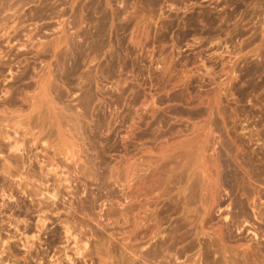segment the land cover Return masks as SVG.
Masks as SVG:
<instances>
[{"label": "rangeland", "instance_id": "rangeland-1", "mask_svg": "<svg viewBox=\"0 0 264 264\" xmlns=\"http://www.w3.org/2000/svg\"><path fill=\"white\" fill-rule=\"evenodd\" d=\"M0 115V264H264V0H0Z\"/></svg>", "mask_w": 264, "mask_h": 264}, {"label": "bare ground", "instance_id": "bare-ground-1", "mask_svg": "<svg viewBox=\"0 0 264 264\" xmlns=\"http://www.w3.org/2000/svg\"><path fill=\"white\" fill-rule=\"evenodd\" d=\"M1 116H3V115H0V117ZM6 116V115H5ZM1 118H3V117H1ZM5 118V117H4ZM3 118V119H4ZM8 118H7V116H6V120H7ZM5 120V119H4ZM1 121V120H0ZM3 133H5V132H3ZM2 133V134H3ZM2 134L0 135V137L2 136ZM8 134V133H7ZM7 134H5V135H7ZM4 136V135H3ZM2 136V137H3ZM5 137V136H4ZM9 137V135H7V138ZM6 138V137H5ZM4 138V139H5ZM6 138V139H7ZM1 139V138H0ZM2 141H3V138L1 139ZM1 141V142H2ZM1 142H0V144H1ZM9 144V139H7V141H5V143L4 144H7V143ZM2 145V147H3V143L1 144ZM10 147V146H9ZM7 148V147H6ZM4 149H5V147H4ZM0 151H1V148H0ZM7 158V157H6ZM14 160V159H13ZM16 160V159H15ZM8 161H9V159H8ZM8 161H5V162H3V164L4 165H6V166H4V165H2V170L3 171H5L6 170V168L5 167H7V162ZM16 162V161H15ZM13 163V162H12ZM9 164V163H8ZM1 166V165H0ZM4 166V167H3ZM9 166V165H8ZM10 168H11V166H10ZM8 170H9V172H10V170L11 169H9V167H8ZM8 170L7 171H5L6 173H7V176L8 177H10L9 175H8ZM9 174H11V173H9ZM5 178V177H4ZM7 180V179H6ZM8 181V180H7ZM11 182V181H10ZM8 184H9V182H8ZM11 184H12V182H11ZM3 186V185H2ZM1 187V186H0ZM6 189H7V187H5ZM1 189V188H0ZM5 189V190H6ZM9 189V188H8ZM1 191L3 192V190L1 189ZM38 194V193H37ZM36 195V194H35ZM34 200V199H33ZM45 204V203H44ZM68 225V224H67ZM65 228V231L63 230V232L65 233V236L67 237V239H69L68 237H69V226H66V227H64ZM66 239V238H65ZM74 239H75V237H74ZM67 241L68 240H64V241H62L63 243H67ZM71 241V240H70ZM72 241H74V240H72ZM61 242V241H60ZM78 242H79V240H78ZM69 244V243H68ZM79 245V244H78ZM67 244H65V245H62V247L61 248H59V249H62L64 252L62 253L60 250V252L62 253V254H65V256L63 257V258H65V260H67L66 262H67V264H76V258L74 257V254H76V255H81V251H80V249L78 248V247H80V245L78 246V247H73V246H70V248L71 247H73V248H71V249H73V256H71L72 255V253L70 254V252H71V250H70V252L68 253V250L70 249H68L67 248ZM99 246V245H98ZM115 246V245H114ZM96 247V246H95ZM116 247V246H115ZM121 247V246H120ZM130 246H128L126 243L121 247V248H117L118 249V254H116V258L115 259H113V262L111 261V263H114V264H144V262L142 261L143 259H147V257H154L153 256V254H152V251L151 252H145V253H143L144 254V257H142V256H140V259L142 258V260L140 261V263H138V260H137V258L136 257H134L133 255H130V254H128V253H130L128 250L130 249L131 250V248H129ZM83 248V247H82ZM97 248V247H96ZM68 249V250H67ZM111 249V248H110ZM110 249H107V251L105 252V254H107V256H108V259H110L111 257H112V255H111V250ZM128 249V250H127ZM99 249H95V250H91V254H93V252H95L96 254L97 253H99V251H98ZM102 251V250H101ZM83 252H85V250L83 251ZM86 254H84L83 255V258H85L87 255H89L90 253H88L89 252V250H87L86 249ZM101 253V252H100ZM62 254H60V256H63ZM90 254V255H91ZM104 254V255H105ZM135 255H136V253H134ZM59 256V255H58ZM98 256H100V255H98ZM53 257H55V254L53 255ZM93 257V256H92ZM43 258V257H42ZM81 258H82V256H81ZM94 258V257H93ZM98 258H100V257H98ZM56 259V258H55ZM60 259V258H59ZM97 259V258H96ZM95 259V260H96ZM64 259H61L60 260V262L61 261H63ZM89 260V259H88ZM90 260H91V258H90ZM94 260V259H93ZM94 260V261H95ZM100 260V259H99ZM59 261V260H58ZM108 261V260H107ZM55 262H56V260H54V258L51 260V263L52 264H55ZM63 262H65V261H63ZM62 262V263H63ZM91 262V261H90ZM104 263H106V262H104ZM109 263V262H108ZM107 263V264H108ZM101 264V263H100Z\"/></svg>", "mask_w": 264, "mask_h": 264}]
</instances>
